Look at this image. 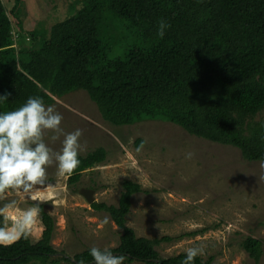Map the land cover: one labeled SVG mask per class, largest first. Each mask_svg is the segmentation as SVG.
I'll return each instance as SVG.
<instances>
[{"label": "trees", "instance_id": "1", "mask_svg": "<svg viewBox=\"0 0 264 264\" xmlns=\"http://www.w3.org/2000/svg\"><path fill=\"white\" fill-rule=\"evenodd\" d=\"M77 1L44 34L42 28L22 31L20 17L11 18L0 0V96L10 94L0 100V114L29 97L49 105L83 90L112 124L168 121L264 162V116L255 119L264 111V0H80L76 7ZM160 20L170 24L163 38L157 34ZM29 37L37 44L28 47ZM105 156L103 147L78 154L80 164L68 180L77 181ZM141 190L124 179L116 204L90 203L121 229L119 243L108 250L127 262L182 264L186 251L161 257L155 249L169 236H137L126 225L131 197ZM37 207L40 237L0 245V264H94L91 248L71 257L58 253L51 244L54 218L41 203ZM242 247L258 261L260 239L246 236ZM193 264H203L200 255Z\"/></svg>", "mask_w": 264, "mask_h": 264}, {"label": "rangeland", "instance_id": "2", "mask_svg": "<svg viewBox=\"0 0 264 264\" xmlns=\"http://www.w3.org/2000/svg\"><path fill=\"white\" fill-rule=\"evenodd\" d=\"M71 1L75 0H19L16 6L13 0L3 3L11 18L14 13L20 17L22 31L42 28L46 34L54 22L70 13ZM80 4L78 0L76 7ZM26 41L28 47L37 44L30 37ZM45 106H53L62 115L60 127L65 133L82 131L79 154L103 147L105 159L83 170L72 183L67 175H57L54 163L47 168L48 187L41 188L36 199L10 190L0 199V208L12 205L5 224L41 203L54 218L51 244L58 253L71 257L85 248L115 247L121 229L107 212L93 209L80 189L93 190L96 202L116 204L122 181L130 179L142 190L131 197L126 225L137 236H169L155 246L159 256L203 247V264H264V162L247 160L239 148L197 137L172 122L144 119L129 125L112 124L101 117L83 90L55 97ZM263 116L264 111L255 119ZM51 135L45 133V142L58 152L63 136L52 142ZM138 139L142 141L139 145ZM188 153L191 158H187ZM43 228L38 215L30 239L37 240ZM246 236L261 240L258 261L242 247ZM52 259L56 258L48 261ZM124 264L145 263L125 260Z\"/></svg>", "mask_w": 264, "mask_h": 264}, {"label": "clouds", "instance_id": "3", "mask_svg": "<svg viewBox=\"0 0 264 264\" xmlns=\"http://www.w3.org/2000/svg\"><path fill=\"white\" fill-rule=\"evenodd\" d=\"M170 28L164 20L159 21L158 35L163 38ZM6 94L0 100H7ZM62 115L53 106H45L39 97H29L19 108L0 114V199L7 192H23L36 199L41 188L48 187L47 168L54 163L57 175L71 176L80 164L81 150L79 138L82 131L65 133L60 127ZM50 132V140L55 142L63 136L60 151H53L45 142V133ZM192 154L188 153L187 158ZM12 205L0 208V215H6ZM39 215L38 207H30L20 213L9 225L0 226V245L10 246L22 236L27 238ZM204 252L203 247H190L182 264H193L194 259ZM95 264H124L126 257L113 255L108 249H90Z\"/></svg>", "mask_w": 264, "mask_h": 264}, {"label": "water", "instance_id": "4", "mask_svg": "<svg viewBox=\"0 0 264 264\" xmlns=\"http://www.w3.org/2000/svg\"><path fill=\"white\" fill-rule=\"evenodd\" d=\"M80 193H82L84 195V197L86 198L87 201H89L90 203L93 202V190L88 189V188H82L80 189ZM158 264H161V260L157 259Z\"/></svg>", "mask_w": 264, "mask_h": 264}]
</instances>
